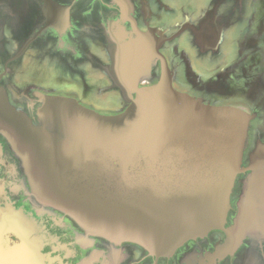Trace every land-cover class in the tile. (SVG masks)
Returning <instances> with one entry per match:
<instances>
[{
    "label": "flooded vegetation",
    "instance_id": "1",
    "mask_svg": "<svg viewBox=\"0 0 264 264\" xmlns=\"http://www.w3.org/2000/svg\"><path fill=\"white\" fill-rule=\"evenodd\" d=\"M175 3L0 0V92L36 125L40 108L51 97L116 116L130 107L139 90L157 85L166 67L176 91L206 105L246 112L241 105L205 101L187 82L190 76L197 86L207 82V90L223 100L236 89L240 69H222L219 58L225 47L229 53L250 20L242 11L244 1ZM230 4L232 9L224 11ZM206 73L212 76L204 78ZM25 97L32 101L27 109L14 104V98ZM252 121L242 167L253 169L236 178L226 228L238 218L247 192L264 212V148L255 157ZM261 224L262 238L247 236L233 253L219 256L215 253L227 240L222 231L190 240L167 258L154 257L136 244L91 235L33 195L21 159L0 132V264H264V220Z\"/></svg>",
    "mask_w": 264,
    "mask_h": 264
},
{
    "label": "water",
    "instance_id": "2",
    "mask_svg": "<svg viewBox=\"0 0 264 264\" xmlns=\"http://www.w3.org/2000/svg\"><path fill=\"white\" fill-rule=\"evenodd\" d=\"M38 115L36 125L0 92V132L33 195L89 234L167 258L213 231L227 237L215 256L230 254L263 230L248 201L226 228L236 178L253 169L242 167L252 116L176 91L166 67L120 115L62 97L47 98Z\"/></svg>",
    "mask_w": 264,
    "mask_h": 264
},
{
    "label": "rangeland",
    "instance_id": "3",
    "mask_svg": "<svg viewBox=\"0 0 264 264\" xmlns=\"http://www.w3.org/2000/svg\"><path fill=\"white\" fill-rule=\"evenodd\" d=\"M243 1V14H248L250 19L249 22L251 23L248 25L249 22L247 21V23L243 25L244 27L241 28L236 41L232 42L233 46H230L229 53H227L228 50L227 47H225L221 53V57L219 58L221 61L220 64L223 66L221 67L222 69H224V67H228L227 70L230 71L240 69L239 75L241 76V79H236V89L234 88L232 94H229V97H226L227 99L223 100V97L220 94L217 95V93H212L210 90H207V86L210 85H207V82H203V84L200 83V85L197 86L195 83L190 82L191 76L190 78H187V82L188 85L190 84L191 86H188L189 90H196V95L203 96L205 101H212L217 105L233 103L237 106H244V110L252 116L253 120L250 130V144L255 143L253 144L255 145L253 148H257L260 144H264V0ZM175 2L178 6L183 3V0H175ZM230 9H232L231 4L227 5L224 11H230ZM227 54L228 56H226ZM210 76H212L210 73H206L204 78L208 79ZM184 79L185 78H183V76L179 78L180 82L186 85V81H184ZM25 85L26 84H21L20 86L24 88ZM64 85L67 84L64 83ZM188 87L186 86V88ZM29 98H14L13 102L16 106L18 105L27 109L28 102L29 104L32 102ZM94 102L100 104L99 100H95ZM257 133L261 134V139L257 138ZM255 138L257 139L255 140ZM253 148L252 151L255 150ZM254 188L255 186L252 187V189ZM242 199L249 202V208L252 206L255 208L254 211L256 218L263 223L264 212L261 208L258 209L259 204L256 199L251 196L249 192H247L246 196ZM237 214V216H239L240 212ZM256 234H258L259 237L262 236L261 232L259 233L255 231H253V233H249L247 236H257Z\"/></svg>",
    "mask_w": 264,
    "mask_h": 264
}]
</instances>
